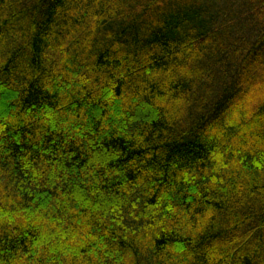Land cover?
<instances>
[{
    "label": "trees",
    "instance_id": "1",
    "mask_svg": "<svg viewBox=\"0 0 264 264\" xmlns=\"http://www.w3.org/2000/svg\"><path fill=\"white\" fill-rule=\"evenodd\" d=\"M0 264H264V0H0Z\"/></svg>",
    "mask_w": 264,
    "mask_h": 264
}]
</instances>
